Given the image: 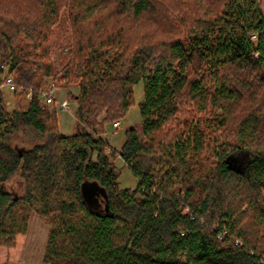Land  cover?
Masks as SVG:
<instances>
[{
  "label": "trees",
  "instance_id": "16d2710c",
  "mask_svg": "<svg viewBox=\"0 0 264 264\" xmlns=\"http://www.w3.org/2000/svg\"><path fill=\"white\" fill-rule=\"evenodd\" d=\"M63 9L72 42L59 74ZM154 16L167 36L137 38ZM5 70L32 98L9 111L0 88V245L36 212L50 225L44 264H264L261 0H0V86ZM49 78L79 89L72 135L40 101ZM140 81L141 120L116 150L106 124L125 118ZM20 131L37 143L13 145ZM116 154L137 187H120ZM14 176L23 195L6 188Z\"/></svg>",
  "mask_w": 264,
  "mask_h": 264
},
{
  "label": "rangeland",
  "instance_id": "374dc122",
  "mask_svg": "<svg viewBox=\"0 0 264 264\" xmlns=\"http://www.w3.org/2000/svg\"><path fill=\"white\" fill-rule=\"evenodd\" d=\"M261 6L264 12V0H261ZM159 16H154L149 20L143 22L137 32V38L142 34H154L153 38L166 37L164 34L163 26L160 24ZM161 23L162 20H161ZM163 31V33H162ZM161 35V36H159ZM165 35V36H163ZM136 40V39H135ZM51 41L53 46L51 47V59L55 61V66L58 69L59 74L62 72V67L69 62V52L71 48V29L69 21L67 19L66 9L61 12L60 19L57 24L53 26L51 33ZM6 75V70L3 74ZM4 79V78H3ZM47 86L55 83L52 78L46 80ZM2 85V84H1ZM2 98L4 106L9 111L24 110L26 109L29 98L27 92L22 93L21 90L17 92H11L6 87H1ZM77 86L61 85L56 91V97L58 103L56 104L57 122L61 132L64 135H72L79 129L78 122L74 116L76 111V101L69 94V91L76 94L78 92ZM135 92V105L132 106L125 116L120 119V128L115 129L113 123L106 124L105 133L103 137L116 149L119 150L125 140L126 130L140 122L141 116L139 111V103L143 101V82L140 81L134 87ZM66 99L70 104L69 110H63L60 107L59 102ZM41 103L47 110H51L52 105H45L42 100ZM37 143L34 135L30 133H18L13 145L19 147L31 148ZM238 160L243 159V155H237ZM112 160L119 168V185L121 188H135L138 185V178L132 173L128 165L118 155H114ZM84 189V197L90 208L99 207V197L96 194L97 185L93 181L86 182ZM6 188L10 191L23 195L25 192L24 182L21 177L14 176L6 184ZM98 192V191H97ZM102 203L101 205H103ZM50 225L46 223L41 216L36 212H31L28 219L27 230L24 233L17 234L15 236V245L12 247L0 245V262L4 263V260L9 259L8 264H44L43 256L46 250L48 237H49Z\"/></svg>",
  "mask_w": 264,
  "mask_h": 264
},
{
  "label": "built area",
  "instance_id": "2783aa9c",
  "mask_svg": "<svg viewBox=\"0 0 264 264\" xmlns=\"http://www.w3.org/2000/svg\"><path fill=\"white\" fill-rule=\"evenodd\" d=\"M1 87H6L9 91L14 92V93L21 90V88H19L16 85L13 77L10 75L4 76V79H3V82L0 88ZM57 90L58 89L54 83L49 84L40 92V99L43 101L44 104H47V105L57 104L58 103V99L56 97ZM27 97L29 99L32 98V91L27 92ZM59 104H60L61 109L63 110H69L71 108L69 102L66 99L60 101ZM113 126L116 130L119 129L120 121L114 122Z\"/></svg>",
  "mask_w": 264,
  "mask_h": 264
},
{
  "label": "water",
  "instance_id": "95a60500",
  "mask_svg": "<svg viewBox=\"0 0 264 264\" xmlns=\"http://www.w3.org/2000/svg\"><path fill=\"white\" fill-rule=\"evenodd\" d=\"M84 186H85V184H84ZM83 186V192H84V189L86 188V187H84ZM98 187V186H97ZM98 189H99V187H98ZM98 189L96 188V193H97V191H98ZM84 194V193H83Z\"/></svg>",
  "mask_w": 264,
  "mask_h": 264
}]
</instances>
